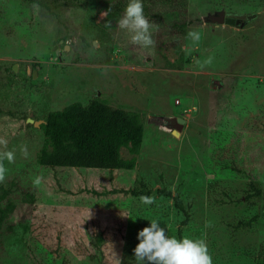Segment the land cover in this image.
<instances>
[{"label": "rangeland", "instance_id": "rangeland-1", "mask_svg": "<svg viewBox=\"0 0 264 264\" xmlns=\"http://www.w3.org/2000/svg\"><path fill=\"white\" fill-rule=\"evenodd\" d=\"M108 1L120 0H75L52 15L0 0V163L7 169L0 188H10L15 207L7 230L29 228L14 247L4 230L0 264H136L137 234L151 219L169 236L203 239L213 264H256L264 222L234 228L264 206V197L253 198L255 210L237 202H245L250 182L264 190V0H185L179 8L148 0V47L118 24L105 27ZM233 15L253 18L226 23ZM184 21L181 34L174 25ZM251 97L255 107L246 108ZM92 100L141 115L137 167L39 166L44 137L28 120ZM171 117L186 120L179 137L160 127ZM121 154L131 158L127 149ZM142 184L153 192L151 204L118 193ZM162 188L183 201L187 226L173 199L156 193Z\"/></svg>", "mask_w": 264, "mask_h": 264}, {"label": "trees", "instance_id": "trees-1", "mask_svg": "<svg viewBox=\"0 0 264 264\" xmlns=\"http://www.w3.org/2000/svg\"><path fill=\"white\" fill-rule=\"evenodd\" d=\"M15 1L29 5H37L42 10L50 12L52 15L54 14V8L57 9L66 2H75V0ZM164 1L170 5L178 6L179 8L183 6L185 0ZM147 2L148 0H143L144 11L149 7ZM110 3H112V1H108L106 5V9L108 10L106 21H110L111 27H114L118 24L119 19L123 15L128 0H120L113 4ZM189 24L190 23L184 21L174 26L178 28L181 34H184ZM172 66H174V64H172ZM178 67H180V65H178ZM8 71L11 72L12 76L15 75L13 67ZM234 73H238V71ZM234 73H231V78L235 75ZM231 78L226 77L224 79L228 81L232 80ZM247 101L253 102L252 97L251 99L247 98L246 102ZM246 102H242L241 105H245ZM246 106L252 109V107H255V104L253 102L252 105L248 104L245 105V107ZM43 120L44 122L40 125V130L44 137V143L38 154L37 162L39 166L51 169L75 168L108 172L117 170L130 171L137 167V157L144 143L145 129L141 115L138 112L113 108L103 101L92 100L87 104L76 102L61 110L49 112L44 116ZM122 149H127L131 158H123L121 154ZM233 170L239 171L240 174L242 173V171L235 166H233ZM248 186L245 202H242L240 199L237 202H240V204L246 203L249 210H255L258 206L253 198L262 200L264 197V190L252 182H250ZM115 193H117V190H113L109 194ZM118 193L130 195L139 200H143V197H150L153 194L152 190L144 184H142V189L121 190ZM156 193L167 199H173L175 208L184 215L182 226H187L190 223L189 212L178 195L173 196L172 192L166 188L158 189ZM10 194V188H0V237L5 234L4 230H7V222L12 216L15 208L10 199ZM228 201H230V199H228ZM222 202L223 204L225 203L224 201ZM259 220L264 222V206H262L260 212L257 210L249 219L247 218L245 221H240L239 225L234 229L244 226L250 227ZM15 228V225H10L7 230L13 236L9 241L12 247L23 243L24 232L29 229L27 226H19L18 228L23 229L21 236L17 234ZM172 228L173 226L170 227V229ZM178 233L180 236L181 229H178ZM97 242L101 243L102 238L97 237ZM246 251L247 250L242 254L245 255V257H250V254ZM257 257L256 264H264V255H259Z\"/></svg>", "mask_w": 264, "mask_h": 264}, {"label": "clouds", "instance_id": "clouds-1", "mask_svg": "<svg viewBox=\"0 0 264 264\" xmlns=\"http://www.w3.org/2000/svg\"><path fill=\"white\" fill-rule=\"evenodd\" d=\"M118 26L131 33V41L134 44L144 47L154 44L151 37L153 23L144 14L143 0H128ZM105 27L110 28L111 22L106 21ZM190 35L196 34L190 33ZM3 156L12 161L14 152L7 151ZM6 171L3 163H0V181L4 179ZM142 199L145 204L152 203L150 197ZM137 240L139 243L133 249L136 264H213L208 246L203 239L189 237L177 239L169 236L158 219H151L149 226L138 232Z\"/></svg>", "mask_w": 264, "mask_h": 264}, {"label": "water", "instance_id": "water-1", "mask_svg": "<svg viewBox=\"0 0 264 264\" xmlns=\"http://www.w3.org/2000/svg\"><path fill=\"white\" fill-rule=\"evenodd\" d=\"M253 17L252 16H244V15H233L231 17H228L226 19V23L230 25H237L240 24L242 21H248L251 20ZM29 124L36 125V127H40V125L43 123L42 121H34L33 119L28 120ZM186 124V121L181 118H171L170 121L168 122L167 128L169 126L170 131L175 137L180 136V132L184 128V125ZM171 126V127H170ZM178 134V135H177Z\"/></svg>", "mask_w": 264, "mask_h": 264}, {"label": "flooded vegetation", "instance_id": "flooded-vegetation-1", "mask_svg": "<svg viewBox=\"0 0 264 264\" xmlns=\"http://www.w3.org/2000/svg\"><path fill=\"white\" fill-rule=\"evenodd\" d=\"M242 22H243V21H242ZM242 22H241V23H242ZM173 118H178V117H173ZM163 119H164L163 121H164L166 124H168V122L170 121L171 118H169V119H167V118H163ZM160 127L166 129V131H170L169 126H168V128H167V125H164V126L161 125ZM170 127H171V126H170ZM170 132H171V131H170Z\"/></svg>", "mask_w": 264, "mask_h": 264}, {"label": "bare ground", "instance_id": "bare-ground-1", "mask_svg": "<svg viewBox=\"0 0 264 264\" xmlns=\"http://www.w3.org/2000/svg\"><path fill=\"white\" fill-rule=\"evenodd\" d=\"M178 135V134H177ZM178 137H179V135H178Z\"/></svg>", "mask_w": 264, "mask_h": 264}]
</instances>
